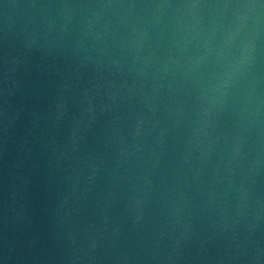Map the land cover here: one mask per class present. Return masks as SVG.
I'll list each match as a JSON object with an SVG mask.
<instances>
[{
	"label": "water",
	"instance_id": "95a60500",
	"mask_svg": "<svg viewBox=\"0 0 264 264\" xmlns=\"http://www.w3.org/2000/svg\"><path fill=\"white\" fill-rule=\"evenodd\" d=\"M0 264H264V0H0Z\"/></svg>",
	"mask_w": 264,
	"mask_h": 264
}]
</instances>
